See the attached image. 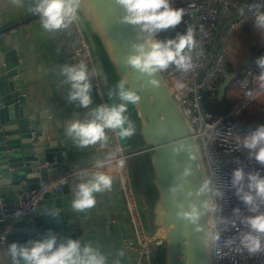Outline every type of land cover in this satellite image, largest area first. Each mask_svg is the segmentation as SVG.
Returning <instances> with one entry per match:
<instances>
[{"label": "water", "instance_id": "water-1", "mask_svg": "<svg viewBox=\"0 0 264 264\" xmlns=\"http://www.w3.org/2000/svg\"><path fill=\"white\" fill-rule=\"evenodd\" d=\"M122 15L123 9L115 0H82L79 12L107 95L110 85L103 54L118 80L127 78L129 86L141 97L138 104L132 106L140 123V135L150 151L153 183L158 191L152 228L165 230L162 245L157 248L162 253V264H211L213 244L206 245L202 232L178 217L179 206L183 204L187 207L195 201L201 183L210 181L201 147L180 101L161 72L154 77L158 81V85L154 86L150 83L151 78L127 66L126 59L133 53V45L143 41L137 38V28L121 22ZM30 21L33 18L22 23ZM22 23L0 30V199L6 210L0 216V236L9 228L7 247L13 242L41 239L49 230L56 232L61 241L69 236L78 239L71 229V215L64 210L62 192L45 191L38 202L33 221L26 217L16 222L12 216L24 200L21 196L24 191L38 192L51 179L75 168L63 131L55 130L52 133L43 130L41 121L47 116L27 115L24 111L26 100L20 91V55L5 40V35ZM235 77L236 73L231 74L221 83L215 101L210 100L206 91H201L202 103L207 111L215 113L223 109L227 90ZM180 144H184L186 150L177 154L174 148ZM125 152L130 155V160L143 151ZM189 167L192 175L185 179L183 172ZM173 188L178 191L173 193ZM139 199L142 205L141 195ZM210 199L211 191L198 201L201 204L206 202L209 209L200 221L205 230H212ZM48 209H56L59 216H49ZM5 264H11V257Z\"/></svg>", "mask_w": 264, "mask_h": 264}, {"label": "clouds", "instance_id": "clouds-1", "mask_svg": "<svg viewBox=\"0 0 264 264\" xmlns=\"http://www.w3.org/2000/svg\"><path fill=\"white\" fill-rule=\"evenodd\" d=\"M34 6L30 9L37 15L41 27L46 32L66 30L79 20V12L82 0H33ZM16 6H21L23 0H11ZM115 3L123 9L124 15L120 18L124 24L138 29L137 38L143 43L133 45V53L126 59L130 69H134L150 79L152 85H158L154 78L158 73L174 66L181 73H188L194 69V57L203 55V50L196 51L198 44L196 31L193 26L187 27L183 34H178L174 39L161 40V33L177 28L185 15L183 9L173 8L171 0H115ZM248 11L252 15V23L257 32H264V0L249 6ZM244 15V9H241ZM204 31L203 26L200 28ZM259 69L258 87L264 90V56H259L254 61ZM60 75L65 78V83L70 85L67 95V103L78 108L89 109L93 105L92 99V73L88 65L81 61L75 65H63L60 67ZM109 98L119 100V103L101 104L92 107L86 113L83 120L74 119L67 123L65 134L74 144L80 148L99 145L107 147L112 134L118 140L133 137L136 126L126 113L129 105H136L141 97L129 86L127 78H122L116 87L109 91ZM247 153L249 161H254L264 168V125L258 126L254 131L243 137L238 144ZM186 150L184 144L175 146L174 151L179 154ZM123 149L115 148L108 152L103 159H97L93 167L94 171L86 182L79 183L73 189L71 207L75 213H84L97 204L96 195L108 192L113 186V177L103 169L115 165L122 169L125 159L118 158ZM192 175V169L186 168L183 177ZM230 189L247 209L248 215H243L241 207L233 208L232 214L236 220H229L222 215L223 209L214 207L211 210L218 213L217 223L233 227L237 222L246 230H238V234L225 241V246L236 245L238 250H246L250 255L264 252V175L259 171L246 170L243 165L234 168L230 173ZM210 181L201 183L196 192V200L187 207L181 204L178 217L190 222L202 232L206 245L214 244L221 239L219 231L205 230L200 221L208 212L206 202L198 201L212 191ZM182 187V186H181ZM178 191L173 188L172 192ZM214 195L223 199L225 193L215 190ZM203 209V210H202ZM47 214L53 218L59 216L56 209H48ZM7 255L11 257V264H108V258L98 247L91 242L82 243L80 239L70 236L61 241L60 236L51 230L43 234L41 239H29L23 243L13 242L7 247ZM125 253H117V259L113 264H120V257Z\"/></svg>", "mask_w": 264, "mask_h": 264}, {"label": "built area", "instance_id": "built-area-1", "mask_svg": "<svg viewBox=\"0 0 264 264\" xmlns=\"http://www.w3.org/2000/svg\"><path fill=\"white\" fill-rule=\"evenodd\" d=\"M241 0H171L173 8L183 9L185 20L190 21L196 31V40L199 52L203 55L194 57V69L188 73H181L174 66L161 72L167 81L171 91L180 101L183 113L193 129L194 136L198 140L202 150L205 167L211 182L210 218L212 231H219L221 239L213 244V257L211 264H264V252L250 255L246 250L237 248L236 245L225 246V241L238 234V230H246L237 222L233 227L231 223L227 226L217 223L218 213L212 211L214 207L222 208V215L231 220L233 208L240 206L243 215H248L247 209L239 205L230 189L231 171L243 165L246 170L259 171L264 175V168H261L254 161H249L247 153L238 149V144L243 137L254 131L258 126L264 125V90L258 87L259 69L254 61L244 65L241 71L233 80V90L236 102L226 112L222 110L215 113L207 111L202 103L201 91L209 94L211 101L218 98L221 83L230 76L231 55L227 46L230 37L239 30H254L252 15L248 11L249 6L257 0H246L244 15L227 20L222 28L221 37H217L216 27L219 19L231 13L238 7ZM34 20L39 17L32 12ZM182 22V23H183ZM181 23V24H182ZM180 24V25H181ZM179 25V26H180ZM203 26L204 31L200 28ZM61 42H70L72 50L66 57V65H75L83 61L88 65L92 73V95L97 99V105L107 104L103 86L98 74L95 60L83 31L80 18L73 23L69 29L60 30ZM221 39V40H220ZM205 74L199 81L202 70ZM256 118L257 123L253 126H245L238 117ZM111 139L105 148L106 154L120 147L123 149L120 140L109 134ZM129 157L124 149L118 154V158L125 159V166L120 169L113 165L111 168L103 169L113 177L117 183L123 210L125 223L129 231L128 237L122 241L125 252L136 256L133 264H153L155 251L162 245L164 233L158 228H147L141 213V205L136 193L133 179L129 168ZM103 159V158H102ZM94 162L84 168H72L68 172L59 175L45 184L38 192L24 191L21 196L20 207L12 216L17 222L22 218L29 217L31 221L35 218L36 207L41 200L42 194L48 192H61V185L76 175L91 174L97 169L93 167ZM225 193L223 199L214 195L215 190ZM0 199V216L6 211ZM161 230V231H159ZM9 228L0 236V264H5L10 259L7 255L6 235Z\"/></svg>", "mask_w": 264, "mask_h": 264}, {"label": "crops", "instance_id": "crops-1", "mask_svg": "<svg viewBox=\"0 0 264 264\" xmlns=\"http://www.w3.org/2000/svg\"><path fill=\"white\" fill-rule=\"evenodd\" d=\"M246 3V0H241L236 9L219 19L216 27L217 37H221L222 28L227 20L237 18ZM33 6V0H23L21 6L13 5L11 0H0V30L32 19L30 9ZM81 24L85 28L82 19ZM61 33V31L46 32L41 27L40 20L33 19V21L22 23L16 29L9 31L5 35V40L20 55L18 58L20 91L26 100L25 113L27 115H46L47 118L41 121L42 129L52 131V133L55 130L63 131L66 145L73 155L75 168H84L97 159L104 158L106 151L101 149L99 145L80 149L65 134V128L70 120L85 119L86 113L98 105L97 99L93 95V105L89 109L78 108L67 103L66 98L70 91V85L65 83V78L60 75V67L66 65V57L72 50V45L70 42L60 41ZM255 34L260 36L261 34L264 35V32H257L256 29L252 31L242 29L230 37L227 46L230 51L232 66H236L238 63L237 65L243 67L249 58H252V49L256 44ZM235 56L239 62L233 64ZM109 89L112 90L111 85ZM231 90L233 91L232 96L235 95L233 84H231ZM103 91L107 104L119 103L118 99H110L106 91L104 89ZM229 93H226V96ZM126 115L134 122L136 133L129 139L120 140L121 145L125 151H143L129 160L130 173L136 189L137 181L132 174L136 171L135 166L137 164L140 166V156L146 159V155H148L150 162V151L143 139H141L142 141L134 140V138H139L140 123L132 105L128 106ZM91 174L76 175L61 185L64 210L71 215L69 220L71 229L82 243L91 242L94 247H98L108 258V264H113L118 258L117 253L120 251L125 253L123 257L119 258L120 264H133L136 261V256L125 252L122 247V241L128 237L129 231L125 223L123 201L118 185L114 180L110 191L96 195L97 204L94 208L84 213H75L72 210L73 189L79 183L86 182ZM136 193L139 199L141 194L137 192V189Z\"/></svg>", "mask_w": 264, "mask_h": 264}, {"label": "trees", "instance_id": "trees-1", "mask_svg": "<svg viewBox=\"0 0 264 264\" xmlns=\"http://www.w3.org/2000/svg\"><path fill=\"white\" fill-rule=\"evenodd\" d=\"M193 26V24L185 20L180 26L173 30H169L167 32L161 33L158 37L161 40L165 39H174L178 34H183L187 27ZM194 27V26H193ZM259 56H264V50L259 51ZM103 60L105 64V68L107 70V76L109 83L114 89L119 82L117 76L115 75L106 55L103 54ZM242 67L240 65L232 66L230 64V74L236 73V75L241 71ZM233 84V81H232ZM231 90V86L227 90V93ZM234 104H232L231 99L228 96L225 97L222 107L225 106L226 109H231ZM139 129V126H138ZM142 137L139 135V138H134V140H141ZM142 141V140H141ZM146 159L139 157L140 166H135L136 171L133 172V178L136 179V189L139 194L142 195V205H141V213L143 220L147 226V228H152L154 221V207L158 199V191L153 183L154 173L149 162V157L146 155ZM132 172V171H131ZM135 183V182H134ZM153 264H162V253L159 250L155 251Z\"/></svg>", "mask_w": 264, "mask_h": 264}, {"label": "rangeland", "instance_id": "rangeland-1", "mask_svg": "<svg viewBox=\"0 0 264 264\" xmlns=\"http://www.w3.org/2000/svg\"><path fill=\"white\" fill-rule=\"evenodd\" d=\"M255 40H256V44L254 45V48L252 49L253 55H252V58H249L250 61H255L256 58L259 57V51L260 50H264V35L261 34L260 36H256V34H255ZM237 62H239V61H238V59L235 56V60L233 61V64H236ZM229 92L230 93L228 94V98L231 99L232 104H235L236 98L232 96V92L233 91L230 90ZM222 108H223L222 109L223 112L228 111V109H226L225 106H223ZM238 119H240V121L245 126H253V125H255L257 123V119L256 118H245L244 115H241L240 117H238Z\"/></svg>", "mask_w": 264, "mask_h": 264}, {"label": "bare ground", "instance_id": "bare-ground-1", "mask_svg": "<svg viewBox=\"0 0 264 264\" xmlns=\"http://www.w3.org/2000/svg\"><path fill=\"white\" fill-rule=\"evenodd\" d=\"M161 230H162V231H161ZM161 230H159V231H161V232H162V234H163V233L165 234V230H164V229H162V228H161Z\"/></svg>", "mask_w": 264, "mask_h": 264}]
</instances>
